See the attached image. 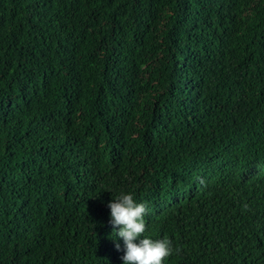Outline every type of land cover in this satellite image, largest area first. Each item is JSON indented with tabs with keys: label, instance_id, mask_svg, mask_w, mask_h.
Returning <instances> with one entry per match:
<instances>
[{
	"label": "trees",
	"instance_id": "1",
	"mask_svg": "<svg viewBox=\"0 0 264 264\" xmlns=\"http://www.w3.org/2000/svg\"><path fill=\"white\" fill-rule=\"evenodd\" d=\"M122 194L264 264V0H0V264H124Z\"/></svg>",
	"mask_w": 264,
	"mask_h": 264
},
{
	"label": "clouds",
	"instance_id": "2",
	"mask_svg": "<svg viewBox=\"0 0 264 264\" xmlns=\"http://www.w3.org/2000/svg\"><path fill=\"white\" fill-rule=\"evenodd\" d=\"M110 223L119 226L116 235L123 238L125 254L122 257L124 264H163L165 258L172 254V242L168 239L153 240L142 238L146 230L145 215L147 208L137 203L131 194H122L119 199L109 203ZM120 245L117 243L116 248Z\"/></svg>",
	"mask_w": 264,
	"mask_h": 264
}]
</instances>
